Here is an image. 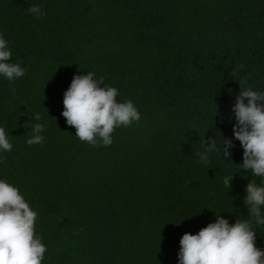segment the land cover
Masks as SVG:
<instances>
[{
	"label": "trees",
	"instance_id": "1",
	"mask_svg": "<svg viewBox=\"0 0 264 264\" xmlns=\"http://www.w3.org/2000/svg\"><path fill=\"white\" fill-rule=\"evenodd\" d=\"M0 34L26 70L0 76V127L13 145L0 152V179L39 214L41 264H179L185 233L217 215L250 219L246 186L264 184L239 167L233 107L240 82L264 92V0H0ZM88 72L141 114L110 146L81 142L62 115L72 79ZM35 123L44 141L29 146ZM252 227L264 250V225Z\"/></svg>",
	"mask_w": 264,
	"mask_h": 264
},
{
	"label": "clouds",
	"instance_id": "2",
	"mask_svg": "<svg viewBox=\"0 0 264 264\" xmlns=\"http://www.w3.org/2000/svg\"><path fill=\"white\" fill-rule=\"evenodd\" d=\"M29 14L41 18L46 15L39 5H31ZM12 52L8 41L0 34V76L9 82L23 77L21 63H11ZM241 91L233 107L236 124L233 133L243 148L242 170L261 177L264 184V92L253 90L245 82L239 83ZM103 85V86H102ZM118 89L104 85L103 77L95 73L76 75L64 93L63 117L76 129L81 142L96 147L110 146L118 127H129L139 122L141 114L132 100L118 102ZM39 121V113L33 115ZM46 125L35 123L27 139L29 146L42 144ZM235 145L224 139L223 155L230 159ZM13 145L5 128L0 127V152H10ZM216 150L215 139L204 142V151L197 153L202 163L209 162V153ZM233 176L224 178V185L232 187ZM244 204L250 219H237L234 224L217 215L197 234L185 233L180 240L179 264H264V250L256 245L253 222L264 225V186L251 180L246 186ZM38 212L34 211L20 189L0 179V264H41L47 251L42 237L36 235Z\"/></svg>",
	"mask_w": 264,
	"mask_h": 264
}]
</instances>
